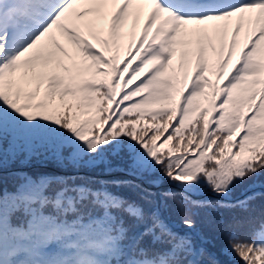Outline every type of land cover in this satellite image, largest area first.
<instances>
[{"label": "snow or ice", "instance_id": "1", "mask_svg": "<svg viewBox=\"0 0 264 264\" xmlns=\"http://www.w3.org/2000/svg\"><path fill=\"white\" fill-rule=\"evenodd\" d=\"M261 173L264 0H0V264H221L168 202L264 264Z\"/></svg>", "mask_w": 264, "mask_h": 264}, {"label": "trees", "instance_id": "2", "mask_svg": "<svg viewBox=\"0 0 264 264\" xmlns=\"http://www.w3.org/2000/svg\"><path fill=\"white\" fill-rule=\"evenodd\" d=\"M175 144V141L172 142ZM167 146L165 147L166 151ZM117 175H123L118 173ZM156 175H162L157 172ZM255 179V191L264 192V173H261ZM252 181H245L244 184L239 185L233 189L232 197L229 201L234 202L237 198L243 199L245 195L250 194L248 185ZM170 187L165 179L162 189ZM155 190V189H154ZM210 191H203V194H196L192 196L194 200H205L209 197H213ZM219 199V197H215ZM255 211L252 216L256 219L259 218L261 211H264V199H258L253 205ZM164 218L169 227L181 235H186L191 238L193 243L197 247H203L210 253H215L217 258L221 261V264H243V262L234 253H230L228 256L221 254V249L228 247V234L233 230L234 220L241 218V214L238 210L228 208H201L191 210V219L194 223V227L189 229L184 226L182 217L177 213L176 206L172 202H168V208L164 212ZM254 224L244 222L238 227H235V231L241 237L240 242L250 241Z\"/></svg>", "mask_w": 264, "mask_h": 264}]
</instances>
